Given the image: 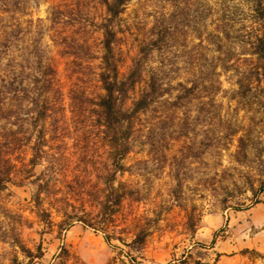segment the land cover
Returning <instances> with one entry per match:
<instances>
[{"label": "rangeland", "instance_id": "374dc122", "mask_svg": "<svg viewBox=\"0 0 264 264\" xmlns=\"http://www.w3.org/2000/svg\"><path fill=\"white\" fill-rule=\"evenodd\" d=\"M0 2V66L19 65L30 38L40 37L61 87L47 120L53 156L32 167L31 144L23 146L11 182L0 189V264H264V82L239 87L249 61L238 60L241 70L233 61L249 57L240 47L256 26L248 3L126 4L116 19L119 74L139 58L163 16L164 46L148 55L147 68L162 69L169 100L178 82L194 78L198 85L181 106L164 102L138 116L120 172L88 101L102 92L104 5ZM107 194L114 211L101 215ZM141 227L144 242L132 243Z\"/></svg>", "mask_w": 264, "mask_h": 264}, {"label": "trees", "instance_id": "16d2710c", "mask_svg": "<svg viewBox=\"0 0 264 264\" xmlns=\"http://www.w3.org/2000/svg\"><path fill=\"white\" fill-rule=\"evenodd\" d=\"M97 1L105 7V15L100 23L101 55L97 73L102 92L91 96L88 101L94 112L91 114L96 121L94 124L113 151L117 170L123 172L125 166L121 160L132 147L138 116L153 111L157 105L161 107L164 102L173 101L172 105L174 103V106H181V98L192 99L196 95L198 83L194 78L189 80V83L178 82V90L169 100L164 97L170 92L171 86L165 80L162 69L147 68L148 55L154 50H161L164 46L166 27L163 16L157 19L156 31L153 29L152 37L141 47L139 58L131 64L125 74H119V60L115 51L116 19L130 0ZM241 1L248 3L251 21L256 23L254 31L240 44L241 48L245 47L242 49L248 51L249 57L233 59L236 70L242 69L238 65L239 59L249 61L247 68L242 69L237 75L239 87L246 88L250 87L253 80L264 82V0ZM54 12L53 9L52 13ZM41 39L30 38L22 61L16 67L10 64L0 66V189L11 182L20 155L19 150L23 146L31 144L29 147L32 153L29 161L32 167L39 164V160L53 156L47 144L49 142V138L46 137V131L49 130L47 120L50 119L55 105L59 103L61 87L55 60L42 45ZM1 43L0 36V58ZM59 44L65 48L70 43L64 37ZM245 92L244 89L237 91L238 94ZM158 113L160 117L161 111ZM238 139L239 142L243 140L242 136ZM43 177L46 180L49 176ZM105 183L110 190V178L106 179ZM123 196L124 192L116 195L114 204H118ZM106 210H109V215L114 211L108 194L101 200V215H104ZM96 222L101 226L105 225L101 218L96 219ZM88 223L92 224L90 221ZM145 236L146 230L143 227L138 228L132 243H143ZM104 237L108 241L107 236Z\"/></svg>", "mask_w": 264, "mask_h": 264}]
</instances>
